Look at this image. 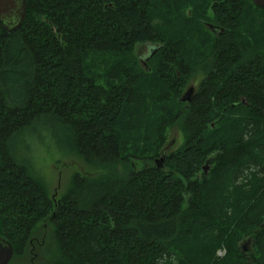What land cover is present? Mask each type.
<instances>
[{
	"label": "trees",
	"instance_id": "1",
	"mask_svg": "<svg viewBox=\"0 0 264 264\" xmlns=\"http://www.w3.org/2000/svg\"><path fill=\"white\" fill-rule=\"evenodd\" d=\"M38 127L105 172L54 201L19 143ZM0 236L31 264H264V8L26 0L0 23Z\"/></svg>",
	"mask_w": 264,
	"mask_h": 264
},
{
	"label": "rangeland",
	"instance_id": "2",
	"mask_svg": "<svg viewBox=\"0 0 264 264\" xmlns=\"http://www.w3.org/2000/svg\"><path fill=\"white\" fill-rule=\"evenodd\" d=\"M154 47L153 44L148 43H138L135 46L134 52L138 56L142 65L146 66L148 60V53L150 49ZM198 79L193 80L188 84L182 92V95L187 90L188 87L196 85ZM183 137L182 133L177 127H171L167 130V142L164 146V152L168 153L176 149L182 143ZM21 152L26 149L28 152L32 151L31 157L35 165L36 171L40 175L44 183V188L46 189L49 197L53 198L54 201L59 199L64 193H66L70 179L73 173L79 172L83 175L96 177L102 175L105 171L101 168L93 167L88 165L83 158L63 148L60 144L56 143L55 135H52L49 131L45 130L43 127H38L35 130H30V132L25 133L21 138ZM161 156L156 157L158 160ZM48 160V165L46 170H42V161ZM155 160V161H156ZM138 161V160H137ZM144 160H139L137 166L140 167ZM162 161L159 163L161 165ZM206 166L205 173H207L209 166ZM203 166V167H204ZM122 169V168H121ZM48 226L45 230L47 231ZM45 231V232H46ZM241 249L248 251V242H240ZM243 245V246H242ZM226 254V249L224 247L219 248L215 255L217 258H222ZM30 256L27 257H14L10 260L9 264H31ZM36 258V257H35ZM41 258L37 257L36 264H40Z\"/></svg>",
	"mask_w": 264,
	"mask_h": 264
},
{
	"label": "water",
	"instance_id": "3",
	"mask_svg": "<svg viewBox=\"0 0 264 264\" xmlns=\"http://www.w3.org/2000/svg\"><path fill=\"white\" fill-rule=\"evenodd\" d=\"M258 6H264V0H253ZM26 16V0H0V22L3 27L12 31L17 29L23 22ZM193 86L187 88L181 96L182 101L190 100L193 93ZM165 152L156 160L157 165L164 159ZM204 171L206 166L203 167ZM13 256V246L4 237L0 236V264H8Z\"/></svg>",
	"mask_w": 264,
	"mask_h": 264
},
{
	"label": "flooded vegetation",
	"instance_id": "4",
	"mask_svg": "<svg viewBox=\"0 0 264 264\" xmlns=\"http://www.w3.org/2000/svg\"><path fill=\"white\" fill-rule=\"evenodd\" d=\"M251 1L254 3L253 0H251ZM254 5H255L257 8H259V9L264 8V6H258V5H256L255 3H254ZM0 23L2 24V22H0ZM2 26H3V25H2ZM206 26H207V28L212 32L213 35L218 36V35H220L221 33L224 32V29L221 28L220 25H218L217 23L209 22V23H207ZM149 44H150V43H149ZM153 45H154V44H153ZM156 49H157V46L154 45V47H152V48L150 49V51L153 53ZM193 87H194V89H193V92H194L195 89H196V85H193ZM38 244L42 245V242H38ZM242 246H243V245H242ZM37 248H38V247H37ZM37 248H36L35 246H32V247L30 248L29 251H31V252L33 253V251H36ZM10 260H11V259H10ZM9 262H10V261H9ZM31 262H32V260H31Z\"/></svg>",
	"mask_w": 264,
	"mask_h": 264
},
{
	"label": "clouds",
	"instance_id": "5",
	"mask_svg": "<svg viewBox=\"0 0 264 264\" xmlns=\"http://www.w3.org/2000/svg\"><path fill=\"white\" fill-rule=\"evenodd\" d=\"M42 170H46L47 165H48V160L42 161ZM33 168H35V165H33Z\"/></svg>",
	"mask_w": 264,
	"mask_h": 264
}]
</instances>
